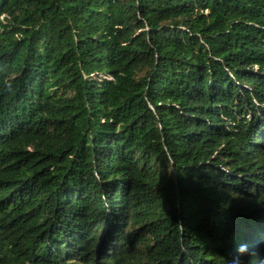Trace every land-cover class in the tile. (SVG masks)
Returning a JSON list of instances; mask_svg holds the SVG:
<instances>
[{"label":"trees","instance_id":"16d2710c","mask_svg":"<svg viewBox=\"0 0 264 264\" xmlns=\"http://www.w3.org/2000/svg\"><path fill=\"white\" fill-rule=\"evenodd\" d=\"M0 264H264V0H0Z\"/></svg>","mask_w":264,"mask_h":264},{"label":"clouds","instance_id":"9594fccd","mask_svg":"<svg viewBox=\"0 0 264 264\" xmlns=\"http://www.w3.org/2000/svg\"><path fill=\"white\" fill-rule=\"evenodd\" d=\"M242 248L244 247V246H241Z\"/></svg>","mask_w":264,"mask_h":264}]
</instances>
